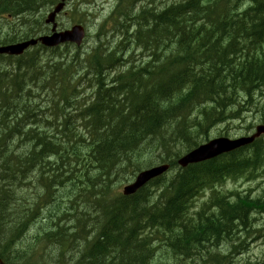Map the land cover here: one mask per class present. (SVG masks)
Returning a JSON list of instances; mask_svg holds the SVG:
<instances>
[{"label":"trees","instance_id":"obj_1","mask_svg":"<svg viewBox=\"0 0 264 264\" xmlns=\"http://www.w3.org/2000/svg\"><path fill=\"white\" fill-rule=\"evenodd\" d=\"M57 1L0 0V44L45 31L37 12ZM1 14L6 16L2 24ZM148 15L150 25L135 36L128 55L122 54L126 41L97 44L84 61V72H79L78 51L72 57L69 44L0 55V257L8 263L53 264L42 262L41 254L50 243H59L63 257L56 264H145L150 253L161 249L144 235L155 226L169 233L168 244L176 253L188 257L203 241L233 242L236 222L246 223L263 205L264 197L237 194L230 199L219 192L190 214L192 199L204 187L226 175L234 181L252 179L264 170V135L217 159L158 178L161 200L149 207L153 192L147 185L132 196L114 198L102 208V217L84 211V222L77 221L72 232L61 225L67 214L54 219L51 207L49 220L30 234L43 207L55 200L57 187L69 190L61 191V203H72L81 191L108 186L124 178L125 170L151 162L152 157H143L157 147L156 141L170 153L162 161L175 165L170 158L174 147L197 146L195 138L216 124L244 120L254 111L264 124V102L259 101L264 97V0H176L151 8ZM123 16L126 33L131 16ZM145 50L152 61H139ZM117 67L121 70L112 75ZM47 86L63 102L50 115L30 97ZM88 87L91 97L84 93ZM253 126L250 121L242 132ZM94 168L99 175H90ZM21 188L30 191L18 197ZM196 217L217 222L199 224ZM178 227L185 234L177 233ZM31 245L33 251L26 254ZM180 264H188V258Z\"/></svg>","mask_w":264,"mask_h":264},{"label":"rangeland","instance_id":"obj_2","mask_svg":"<svg viewBox=\"0 0 264 264\" xmlns=\"http://www.w3.org/2000/svg\"><path fill=\"white\" fill-rule=\"evenodd\" d=\"M91 1H96V4L93 6H87L84 4V0H70L69 1V6L67 7V10L60 16V19L58 20L59 23H61L63 25V28H67L70 27L72 25L70 18H69V12L71 14H73L74 12V5H76V7L78 8V13H77V17L80 18V15L84 12V10L88 9L91 11L96 12V14H91L90 16L87 15V18H90V22L87 23L88 26V30H89V36L86 39L85 43L83 46L80 47L81 51H86L89 52L92 48H94L97 44L102 45L103 47H110L111 45H119V41L123 38L122 34L120 32H116L113 30V27L115 26V22L109 20L107 21V19L111 16L112 12L116 9H118V5L120 4V0H91ZM126 1V0H124ZM132 1V0H131ZM176 0H134V9L135 12L139 13L142 12L145 9L148 8H152L154 10L156 9H161L163 7H165L166 5L175 2ZM122 7H124L123 5L120 6V10H123ZM18 20H20V18H16ZM133 33H135L133 35ZM129 35H133L132 38L127 42V43H123L122 44V48L124 49V51L122 52V54H126L128 55L132 50H133V46L132 44H134L135 42L133 41L136 40L137 38H135L136 35H138V32H135V29H132L129 31L128 34H124V36H129ZM126 45V47H124ZM74 48H77L74 46ZM76 54V51L72 48L71 49V56L74 57V55ZM125 58V57H124ZM137 58L138 55H137ZM139 60V59H138ZM149 58H146L144 61H148ZM139 61H143V58H141V60ZM86 70V64L82 65V67L79 69V72H84ZM118 70V69H116ZM89 92V91H86ZM263 100L264 101V97L259 99V101ZM256 112H250L247 117H246V121H251L255 118L256 116ZM254 123V122H253ZM236 125H242V122L239 123H231L230 127L228 124H222V125H217L214 128H212L209 131V135L207 139L210 138H214L216 136H218L219 134L223 133L226 131V128L229 127V132L233 135H237L239 133V128ZM150 157H152V161H156L158 158L156 155L152 154V153H146L144 155V159H149ZM150 162H146L145 167L156 164L158 162H155L153 164H149ZM93 174H96V170H93ZM227 186H231L230 184H227ZM236 186L238 187L239 190L241 191H247V189H251V195L252 196H256L258 193H260L262 191V187L264 186V179H257L256 181H252V182H242L241 184H236ZM57 187V190L54 193L55 196V200L53 201L52 205L49 206V208L54 207L53 211L55 215H60L63 214L64 216L67 213H74V219L76 218L77 215H81V213L79 212H74V210L72 209H65L64 211H61L59 208V206L57 205V202L61 201L60 198V193L62 190H67L66 186H61ZM30 189L29 188H21L18 190L17 195L18 197H21V194H25L27 192H29ZM155 196V195H154ZM153 197V196H152ZM82 203L81 201H79L78 204ZM77 204V205H78ZM63 206H65L64 204H62ZM69 203L67 204V207H69ZM77 206L76 204H72ZM79 209L83 210L84 209V204H81V206L79 207ZM257 217H264V213H262L261 215H257ZM39 223H42V219H37L35 224L33 225V227L30 229V234L35 233V231L37 230V225ZM75 224V221H70L67 223L66 228L68 231L72 232L73 230V225ZM28 232V233H29ZM69 232V233H70ZM27 233V234H28ZM30 234H28V238L29 240L31 239ZM164 236L167 237L169 236V233L167 231H164ZM237 237H234V241L236 240ZM243 239L246 240V237H243ZM242 240V239H241ZM241 240H237L236 245L239 244L240 242H242ZM233 241V242H234ZM244 241V240H243ZM84 242V239L82 241H80L78 244L80 245V247L82 246ZM233 242H227V244L231 245ZM45 243L42 244L41 248L44 246ZM61 245H59V243L55 244V243H50V247L48 250H46V258L53 262V264H56L57 261L59 259H62L63 255H62V249L60 247ZM156 247H160L161 249L157 252V255H153V253H150V257L147 258V262L145 264H164L167 260H169V258H171L172 256V252H175L173 250V248L171 246H169L168 244V240L159 243ZM33 251V246L31 245L29 248L26 247V254H29ZM65 256L68 257L69 253H65Z\"/></svg>","mask_w":264,"mask_h":264},{"label":"water","instance_id":"obj_3","mask_svg":"<svg viewBox=\"0 0 264 264\" xmlns=\"http://www.w3.org/2000/svg\"><path fill=\"white\" fill-rule=\"evenodd\" d=\"M65 5V0H62L59 4L56 5L54 10L48 15L47 22H55V18L58 12H60ZM54 33L48 36H43L40 38V41L46 46H57L64 42H75L80 45L85 37V30L82 25H75L69 30L56 32V24L53 27ZM38 40L31 39L29 41H23L17 44H12L8 46H1L0 53H11V54H20L22 53L29 45L36 44ZM264 133V125H259L257 127V132L251 137H243L234 141H225L222 140H213L207 145L201 146L199 149L193 151L187 155L181 162L185 165L192 161H200L207 159L208 157L214 156L217 153L230 150L232 148L239 147L250 141H252L256 136ZM166 170V166L155 167L150 170L141 172L137 177V180L125 187V193L135 192L140 186H142L149 179L161 174ZM0 264H4L0 259Z\"/></svg>","mask_w":264,"mask_h":264},{"label":"bare ground","instance_id":"obj_4","mask_svg":"<svg viewBox=\"0 0 264 264\" xmlns=\"http://www.w3.org/2000/svg\"><path fill=\"white\" fill-rule=\"evenodd\" d=\"M5 201V200H4ZM163 201V200H162ZM116 204V203H115ZM103 210V209H102ZM133 221V220H132ZM111 222V221H110ZM101 223V222H100ZM142 225V224H141ZM102 227V225H101ZM131 227V226H130ZM90 230V229H89ZM92 230V229H91ZM61 234V233H60ZM77 234V233H76ZM80 234V233H79ZM84 234V233H83ZM73 236V235H72ZM70 237V236H69ZM80 237V236H79ZM59 238V237H58ZM97 238V237H96ZM135 238V237H134ZM75 239V238H74ZM72 246V245H71ZM128 251V250H127ZM108 253V252H107ZM117 255V254H116ZM115 260V259H114ZM76 263V262H75ZM93 263V262H92Z\"/></svg>","mask_w":264,"mask_h":264}]
</instances>
